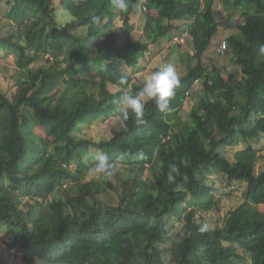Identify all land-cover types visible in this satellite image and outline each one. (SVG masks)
<instances>
[{"label": "trees", "instance_id": "trees-1", "mask_svg": "<svg viewBox=\"0 0 264 264\" xmlns=\"http://www.w3.org/2000/svg\"><path fill=\"white\" fill-rule=\"evenodd\" d=\"M209 1L129 0L118 13L110 0H7L16 27L0 29V52L15 54L20 76L12 96L0 92V225L19 231L10 249L21 264H264V169L254 148L264 137V0H220L243 18L225 40L239 69L227 76L202 64L220 26ZM140 4L146 33L134 41L130 17ZM60 12L72 19L62 24ZM188 20L197 65L169 110L146 100L144 124L134 114L122 120L116 101L144 86L123 65L138 67L151 44ZM197 81L206 97L183 119ZM113 117L122 128L110 140L79 137L82 125ZM101 154L118 171L88 181ZM173 164L179 173L169 182ZM204 171L246 189L245 202L202 233L198 213L220 210Z\"/></svg>", "mask_w": 264, "mask_h": 264}, {"label": "rangeland", "instance_id": "rangeland-1", "mask_svg": "<svg viewBox=\"0 0 264 264\" xmlns=\"http://www.w3.org/2000/svg\"><path fill=\"white\" fill-rule=\"evenodd\" d=\"M144 2V0H143ZM209 0H202V5H208ZM145 3V2H144ZM141 4L137 8L136 12L131 14V38L134 41L144 39L147 25V11L144 8H140ZM214 9L217 13L220 26L218 33L212 39L211 46L205 53L202 64L211 69L212 65L217 66L224 76L228 75V72L239 69L230 62V56L220 53L222 42L226 40L230 35L238 32V27L242 24L243 18L239 15L231 17L227 8L223 6L220 0H214ZM13 6L7 5V0H0V29L3 34L9 32L12 27H16L13 17ZM59 7L57 9V12ZM12 14V15H11ZM151 14L157 16V11H151ZM58 19L62 24L70 21L72 17L68 14V17L63 12L58 13ZM190 20L182 23H176L182 29L173 30L165 39H159L155 44H151L148 53L140 60V64L136 68H127L123 65L124 71L127 75L131 76L134 83L144 85L145 80L153 72L157 71L163 64H172L179 77H183L189 69L197 65V61L192 59L194 55V48L191 37L187 34L186 30L190 24ZM117 25L122 27L123 23L121 18H118ZM46 60H39L32 68H38L45 64ZM20 76V69L16 63V56L13 53L2 51L0 52V92L12 96L16 91L15 82ZM196 92L198 97L192 95ZM206 97L202 90V83L195 84L189 99H186L184 110L180 114L183 119H187L191 109L197 105L198 101ZM146 101V100H145ZM144 101V102H145ZM122 124L119 118H110L108 120H100L91 126L82 125L80 128L79 137L92 138L94 141H107L110 140L120 129ZM37 133L40 135H46L45 130L37 129ZM244 146H240L236 149H228V156L230 159H234L236 150L243 149ZM254 148L258 151L259 161L257 170L264 169V137L259 142L254 143ZM74 165V169H75ZM207 177V183L215 188V196L219 202L220 210H212L209 212H200L197 215L198 222H208L213 225L212 228L219 224H222L223 219L227 213L234 208L239 207L245 202V189L246 184H234L232 187H228L223 177L217 173L203 172ZM92 178L98 179L93 173L88 177V181ZM262 207V206H261ZM260 206H254L252 209L257 210ZM264 210V209H263ZM173 226L180 224L176 218L172 219ZM174 227V232L177 231ZM19 234V231L7 224L0 225V257L8 262V264H21L14 249H10V244L14 241L15 237ZM177 239H179L177 237Z\"/></svg>", "mask_w": 264, "mask_h": 264}, {"label": "clouds", "instance_id": "clouds-1", "mask_svg": "<svg viewBox=\"0 0 264 264\" xmlns=\"http://www.w3.org/2000/svg\"><path fill=\"white\" fill-rule=\"evenodd\" d=\"M111 7L118 13H127L129 11V0H110ZM258 55L264 57V43L258 45ZM127 81L121 78L120 83L125 84ZM180 84V77L172 64H163L159 69L153 72L145 80L142 91L137 94H128L125 92L116 101L117 111L122 120L127 121L130 114L135 115V123L141 125L144 120V101L154 100L156 107L160 112L169 110V105L174 98L175 88ZM97 163L91 169V172L103 180H111L118 171L114 162H110L107 154H101L97 158ZM118 159H123L119 157ZM168 181L175 182L173 173H179L176 165L169 166ZM213 225L205 222L199 228L204 233L212 229Z\"/></svg>", "mask_w": 264, "mask_h": 264}, {"label": "built area", "instance_id": "built-area-1", "mask_svg": "<svg viewBox=\"0 0 264 264\" xmlns=\"http://www.w3.org/2000/svg\"><path fill=\"white\" fill-rule=\"evenodd\" d=\"M226 48H227V44H226L225 41H223V42H222V45H221V48H220V50H219V52H224V51L226 50ZM197 83H198V81H197ZM197 83H196V84H197ZM190 95H191V92L189 91V92L187 93V97H186V99H189ZM185 104H186V100H185V102H184V106H185Z\"/></svg>", "mask_w": 264, "mask_h": 264}]
</instances>
